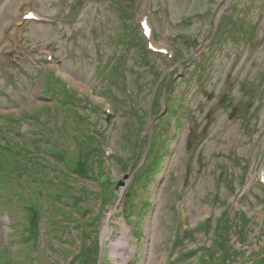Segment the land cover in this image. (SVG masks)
<instances>
[{
	"label": "rangeland",
	"instance_id": "rangeland-1",
	"mask_svg": "<svg viewBox=\"0 0 264 264\" xmlns=\"http://www.w3.org/2000/svg\"><path fill=\"white\" fill-rule=\"evenodd\" d=\"M0 110V264H264V0H0Z\"/></svg>",
	"mask_w": 264,
	"mask_h": 264
},
{
	"label": "trees",
	"instance_id": "trees-1",
	"mask_svg": "<svg viewBox=\"0 0 264 264\" xmlns=\"http://www.w3.org/2000/svg\"><path fill=\"white\" fill-rule=\"evenodd\" d=\"M120 14L122 15H125V11H122V12H120ZM122 15V16H123ZM221 23L223 22V20H224V16H222L221 17ZM128 29L130 30V31H128V33L130 32V34L132 33V34H134V36H135V38L134 39H136V38H138V40L140 39L141 41H144V39L141 37V35H139V33H138V35H137V33H136V31L137 30H134V28H133V30H132V27H128ZM132 31V32H131ZM216 31V30H215ZM138 32V31H137ZM134 43H136L137 44V42L135 41ZM145 43V42H144ZM144 51L147 53V54H149L148 53V50L146 49V47L144 48ZM68 99H69V101H73L71 98H69L68 97ZM10 150V149H9ZM157 163V160H154L152 163H150V164H146V166H145V168L141 171V173L140 174H142V175H140V178H141V180L144 178V180H142V183H143V185H144V188L147 186V184H148V182H146L148 179L150 180V178L153 176V171H152V169L154 168V165ZM150 181H152V179L150 180ZM128 219H131V217H128ZM245 220V219H244ZM242 245V244H241Z\"/></svg>",
	"mask_w": 264,
	"mask_h": 264
},
{
	"label": "bare ground",
	"instance_id": "bare-ground-1",
	"mask_svg": "<svg viewBox=\"0 0 264 264\" xmlns=\"http://www.w3.org/2000/svg\"><path fill=\"white\" fill-rule=\"evenodd\" d=\"M124 251V250H123ZM122 258V257H121ZM123 260H126V258H124Z\"/></svg>",
	"mask_w": 264,
	"mask_h": 264
},
{
	"label": "snow or ice",
	"instance_id": "snow-or-ice-1",
	"mask_svg": "<svg viewBox=\"0 0 264 264\" xmlns=\"http://www.w3.org/2000/svg\"><path fill=\"white\" fill-rule=\"evenodd\" d=\"M29 15L31 16V13Z\"/></svg>",
	"mask_w": 264,
	"mask_h": 264
},
{
	"label": "water",
	"instance_id": "water-1",
	"mask_svg": "<svg viewBox=\"0 0 264 264\" xmlns=\"http://www.w3.org/2000/svg\"><path fill=\"white\" fill-rule=\"evenodd\" d=\"M189 144H190V141H189Z\"/></svg>",
	"mask_w": 264,
	"mask_h": 264
}]
</instances>
